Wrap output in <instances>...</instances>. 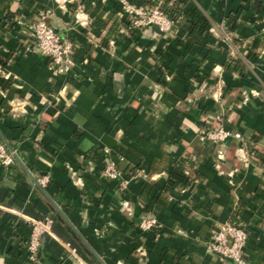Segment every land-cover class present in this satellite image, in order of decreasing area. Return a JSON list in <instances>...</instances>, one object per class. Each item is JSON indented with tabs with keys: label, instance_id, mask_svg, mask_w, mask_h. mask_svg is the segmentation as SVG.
Wrapping results in <instances>:
<instances>
[{
	"label": "crops",
	"instance_id": "1",
	"mask_svg": "<svg viewBox=\"0 0 264 264\" xmlns=\"http://www.w3.org/2000/svg\"><path fill=\"white\" fill-rule=\"evenodd\" d=\"M185 1L157 36L117 0H0V141L14 156L0 166V264H232L206 249L226 222L247 232L245 264H264L262 7ZM43 13L70 48L66 73L29 48ZM208 126L240 139L199 141ZM107 164L124 189L99 176ZM147 218L156 226L139 231Z\"/></svg>",
	"mask_w": 264,
	"mask_h": 264
},
{
	"label": "built area",
	"instance_id": "2",
	"mask_svg": "<svg viewBox=\"0 0 264 264\" xmlns=\"http://www.w3.org/2000/svg\"><path fill=\"white\" fill-rule=\"evenodd\" d=\"M262 7V17L264 20V0H259ZM120 8L119 16L126 17L134 28H148L151 25L157 27L162 34H168L174 22L170 20L163 12L157 8H142L131 4L127 0H117ZM46 13L39 15L30 25L32 38L30 41V50L33 53L44 55L48 58L50 65L56 73H66L70 67L69 56L71 55L70 48L60 40V38L47 25ZM264 22V21H263ZM264 29V27L262 28ZM226 37L223 38V41ZM240 139L239 134H229L222 128L216 131H207L206 128H199L197 137L201 142H209L214 145L220 144L228 137ZM217 158H220L219 151ZM13 153L5 148L0 141V165L8 167L13 164ZM73 175V173H71ZM99 176L108 181H119V173L112 164L105 165L100 171ZM46 183L45 178L38 179L36 186L43 187ZM126 181H119L117 187L124 189ZM50 220L43 219V222L31 221L32 228L26 243V258L29 263L35 262V252L38 245V235L40 233H50ZM139 231L147 232L156 226L153 218L140 220L137 224ZM247 239V232L243 225L239 222L222 223L218 226L217 231L211 237V240L206 245V249L215 255L218 261H230L232 264H245L242 257V249ZM66 253L72 258L78 260L76 251L68 244L62 245Z\"/></svg>",
	"mask_w": 264,
	"mask_h": 264
},
{
	"label": "trees",
	"instance_id": "3",
	"mask_svg": "<svg viewBox=\"0 0 264 264\" xmlns=\"http://www.w3.org/2000/svg\"><path fill=\"white\" fill-rule=\"evenodd\" d=\"M185 0H176L175 1V7L173 9H164L161 10L163 12V14H165L170 20H172L173 22H175V20H177L179 18V11H178V5L180 4H185ZM139 4L141 5L142 8H150L153 7L155 5V2L152 0H139Z\"/></svg>",
	"mask_w": 264,
	"mask_h": 264
},
{
	"label": "rangeland",
	"instance_id": "4",
	"mask_svg": "<svg viewBox=\"0 0 264 264\" xmlns=\"http://www.w3.org/2000/svg\"><path fill=\"white\" fill-rule=\"evenodd\" d=\"M189 19H190V17H188ZM202 23H205V22H202ZM260 32H264V29H262L261 28V30H260ZM221 40H222V42L224 43V44H226V45H228V44H230L231 43V36L228 34V33H225V32H221ZM224 37H226V40H224L223 41V38ZM221 127H213V126H208V127H206V129H207V131H216L217 129H220ZM229 134L230 135H232L233 134V132H229ZM231 137V136H230ZM227 139V138H226ZM225 140V139H224ZM223 140V141H224ZM209 143V142H208ZM210 144H212V143H210ZM212 145H214V144H212ZM14 162V161H13ZM1 166V165H0ZM11 166V165H10ZM2 167V166H1ZM9 167V166H8ZM3 168H7V167H3ZM41 179V178H40ZM45 185V184H44ZM45 219H47V220H49L48 218H45ZM36 222H43V221H36ZM32 225V224H31ZM49 226H51V222L49 223ZM137 228H138V226H137Z\"/></svg>",
	"mask_w": 264,
	"mask_h": 264
},
{
	"label": "water",
	"instance_id": "5",
	"mask_svg": "<svg viewBox=\"0 0 264 264\" xmlns=\"http://www.w3.org/2000/svg\"><path fill=\"white\" fill-rule=\"evenodd\" d=\"M150 31L153 33V34H155V35H157V36H162V33L157 29V27L156 26H154V25H151L150 26ZM96 258V260L99 262V264H102L98 259H97V257H95Z\"/></svg>",
	"mask_w": 264,
	"mask_h": 264
}]
</instances>
